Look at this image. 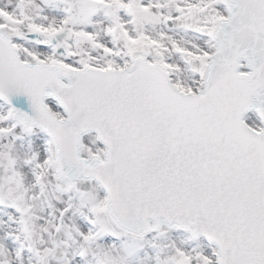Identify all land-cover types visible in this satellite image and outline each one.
<instances>
[{"label": "snow or ice", "instance_id": "1", "mask_svg": "<svg viewBox=\"0 0 264 264\" xmlns=\"http://www.w3.org/2000/svg\"><path fill=\"white\" fill-rule=\"evenodd\" d=\"M0 264H264V0H0Z\"/></svg>", "mask_w": 264, "mask_h": 264}]
</instances>
